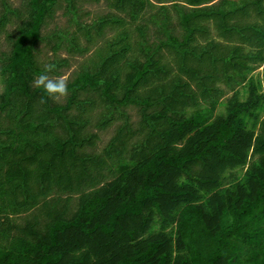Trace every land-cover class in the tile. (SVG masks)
<instances>
[{"label":"trees","instance_id":"1","mask_svg":"<svg viewBox=\"0 0 264 264\" xmlns=\"http://www.w3.org/2000/svg\"><path fill=\"white\" fill-rule=\"evenodd\" d=\"M100 1L0 0V264H264V0Z\"/></svg>","mask_w":264,"mask_h":264},{"label":"rangeland","instance_id":"2","mask_svg":"<svg viewBox=\"0 0 264 264\" xmlns=\"http://www.w3.org/2000/svg\"><path fill=\"white\" fill-rule=\"evenodd\" d=\"M11 2V4L15 7H18L20 5V0H9ZM80 8L82 9V20L85 24H92L94 21H96L98 18L100 17H104L107 16L108 14H114L115 12L110 9L107 5V3L102 0L100 2H84L80 4ZM69 29L71 31H74L76 29L75 26H71L68 20V17L64 14V10L61 8L59 9L56 18L54 20V22H52L49 26V31H56V30H66ZM108 37H112L113 33L112 32H108L107 33ZM82 44L86 45V41L82 40ZM102 42H97L95 47H92L91 53H89L88 56H90L92 54L93 51H95V49L101 45ZM2 44L1 49H5V45ZM41 54H42V59H44L45 61H47L48 59L53 57V54L51 52L50 48H46L45 46H41ZM61 56L63 58H71L72 63H71V67L69 69H66L63 71V75L61 78H63L66 83L70 80H72V78L74 77V75L76 74V72L79 70L80 66L85 62L86 57H81V56H74L71 57L66 51H62L61 52ZM262 73H263V68L260 69L259 71H257L255 73V77L256 78H262ZM56 79V78H54ZM3 90V86L1 83V79H0V93ZM230 96L232 94H229ZM229 96V97H230ZM246 97V95L244 96ZM223 102H225V100H223ZM224 104V103H223ZM225 112V108L223 106H221L218 109V114H222ZM129 113L131 114V116H133V120L135 123L138 122V112L135 108H130L129 109ZM117 126H113L112 128L108 129L107 131L101 132L100 136H101V141L98 143V148L97 151L101 152L104 147L108 144V142L111 140V138L114 136L115 131H116ZM77 197L74 198V201L76 202ZM75 206V205H74ZM18 221H22L21 219H18Z\"/></svg>","mask_w":264,"mask_h":264},{"label":"clouds","instance_id":"3","mask_svg":"<svg viewBox=\"0 0 264 264\" xmlns=\"http://www.w3.org/2000/svg\"><path fill=\"white\" fill-rule=\"evenodd\" d=\"M53 69V65L47 66L44 74H41L39 78L34 81V83L38 88H43L44 92L49 97L67 95L68 85L66 81L63 78L51 79L47 75V73Z\"/></svg>","mask_w":264,"mask_h":264}]
</instances>
